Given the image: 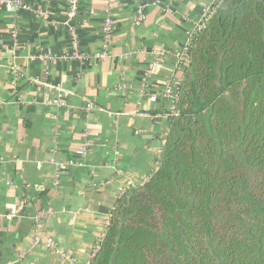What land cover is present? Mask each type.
Returning a JSON list of instances; mask_svg holds the SVG:
<instances>
[{
  "label": "crops",
  "instance_id": "0c3cea01",
  "mask_svg": "<svg viewBox=\"0 0 264 264\" xmlns=\"http://www.w3.org/2000/svg\"><path fill=\"white\" fill-rule=\"evenodd\" d=\"M68 1L21 0L30 10L18 13L11 6L0 8V264L29 249L31 217L47 206L55 215L45 222V234L78 264L89 261L118 189L128 188L127 181L141 185L157 169L170 112L163 91L169 80H181L184 68L176 54L210 2L160 0L135 26L138 6L150 0H79L74 51ZM107 5L114 26L106 59H30L47 51L100 52ZM15 17L16 48L10 38ZM12 67L22 68L23 77L14 76ZM29 78H46L50 87ZM55 87L72 93L66 106L48 103L57 95ZM87 102L95 109L87 112ZM84 141L89 150L79 158L75 152ZM52 158L77 163L59 175L56 187ZM9 205L18 214L11 221L4 219ZM19 264L70 263L38 248Z\"/></svg>",
  "mask_w": 264,
  "mask_h": 264
},
{
  "label": "trees",
  "instance_id": "16d2710c",
  "mask_svg": "<svg viewBox=\"0 0 264 264\" xmlns=\"http://www.w3.org/2000/svg\"><path fill=\"white\" fill-rule=\"evenodd\" d=\"M189 59L157 169L90 264H264V0H225Z\"/></svg>",
  "mask_w": 264,
  "mask_h": 264
},
{
  "label": "built area",
  "instance_id": "2783aa9c",
  "mask_svg": "<svg viewBox=\"0 0 264 264\" xmlns=\"http://www.w3.org/2000/svg\"><path fill=\"white\" fill-rule=\"evenodd\" d=\"M225 0H210L208 5L204 8L199 20L194 24L192 29L187 33L186 41L180 51L176 54L177 56V63L179 68H185L189 64V52L192 49L193 43L198 36V34L205 28L208 20L220 9L222 4ZM160 6V0H150L149 2H145L138 6L135 16L133 18V23L135 26H139L145 19H146V8L148 6ZM4 6H11L14 12L18 13L20 11H29L30 8L23 4L21 0H0V8ZM79 6V0H69L68 1V10L66 13V22L69 24V31L71 36V44L72 48L75 51L78 46V39L75 31V26L72 24L75 17L77 16ZM168 11V9H165ZM44 15V14H41ZM13 27L10 32L11 38V45L12 47H17V21L16 17L13 20ZM114 22L112 19L111 9L107 5L104 8V19L101 26V33H102V42H101V50L95 54H85V53H77L74 52L72 54L62 53V54H53L49 51L46 53L40 54L35 58L31 57V60H50V61H58V60H78V61H102L107 58L108 56V49L112 42V31H113ZM152 65H150V70L152 69ZM12 74L16 77H23L22 68L20 67H12L11 68ZM151 71H149L150 73ZM28 81L32 84L42 85L50 87L47 85L46 78H29ZM178 84L179 82H175L173 79L169 80L166 84L165 89L163 91L162 99L165 100L169 104L170 112L169 114H174V104L177 98V91H178ZM57 91V95L48 101L50 105H55L57 107H64L66 106V98L70 96L72 93L70 91L61 89L59 87H55ZM152 102L156 101V97H150ZM95 109V106L91 102H87L85 104V110L87 112L92 111ZM113 115L111 113H108ZM146 116V115H144ZM167 116V115H166ZM150 117V116H147ZM89 150V143L84 141L83 144L76 150L75 154L79 158H84L87 155ZM50 163L54 166V173H53V186L56 187L58 183L59 175L65 173L69 168H72L77 165L76 162L73 160H64V161H56L54 158L50 160ZM113 165V164H111ZM114 166V165H113ZM109 168L108 165H106ZM145 181V180H144ZM128 188H119L117 191V197H121L125 194V192L133 188V184L131 181H127ZM8 212L4 215V219L11 221L18 216L17 208L15 205L7 206ZM55 215V211L52 206H47L38 212H36L32 217V225H33V235L32 241L27 251H20L13 259L8 260L5 264H19L26 255L31 251L41 248L48 252L54 253L58 255V257L62 260L68 261L70 264H78L74 258L68 256L62 249L58 247L57 242L51 237L45 234L44 226L45 222L49 220L51 217ZM110 217V215H109ZM108 226V221L105 225ZM102 239V238H101ZM101 241V240H100ZM95 244L90 256L89 261L86 264H90L96 257V254L99 250V244Z\"/></svg>",
  "mask_w": 264,
  "mask_h": 264
}]
</instances>
